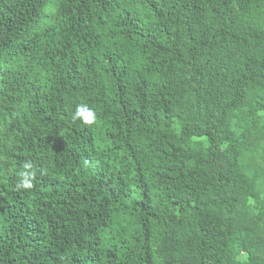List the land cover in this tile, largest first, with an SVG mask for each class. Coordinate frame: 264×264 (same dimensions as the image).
<instances>
[{
    "label": "trees",
    "instance_id": "obj_1",
    "mask_svg": "<svg viewBox=\"0 0 264 264\" xmlns=\"http://www.w3.org/2000/svg\"><path fill=\"white\" fill-rule=\"evenodd\" d=\"M0 264H264V0H0Z\"/></svg>",
    "mask_w": 264,
    "mask_h": 264
},
{
    "label": "clouds",
    "instance_id": "obj_2",
    "mask_svg": "<svg viewBox=\"0 0 264 264\" xmlns=\"http://www.w3.org/2000/svg\"><path fill=\"white\" fill-rule=\"evenodd\" d=\"M82 118L87 124H93L96 119V114L93 109L86 105H78L73 119ZM31 163H25L23 165L24 170L20 173L21 180L17 184V188L31 189L33 187V179L35 173L30 171Z\"/></svg>",
    "mask_w": 264,
    "mask_h": 264
}]
</instances>
